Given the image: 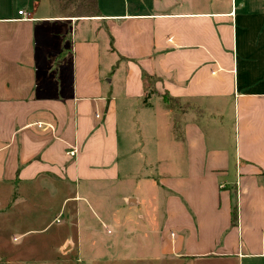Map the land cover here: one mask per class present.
I'll return each mask as SVG.
<instances>
[{"label":"crops","instance_id":"crops-1","mask_svg":"<svg viewBox=\"0 0 264 264\" xmlns=\"http://www.w3.org/2000/svg\"><path fill=\"white\" fill-rule=\"evenodd\" d=\"M18 1L0 2V177L10 205L44 190L49 260L89 262L95 221L148 226L152 191L159 264H264V0Z\"/></svg>","mask_w":264,"mask_h":264},{"label":"rangeland","instance_id":"rangeland-1","mask_svg":"<svg viewBox=\"0 0 264 264\" xmlns=\"http://www.w3.org/2000/svg\"><path fill=\"white\" fill-rule=\"evenodd\" d=\"M2 6L4 5L5 11H9L12 6L20 3L18 0H1ZM76 10L75 6L73 7ZM74 156V154L72 155ZM1 163V155H0ZM1 170V169H0ZM130 184H135V192L140 199V188L142 187V181L136 179L135 181H128ZM128 182L122 183V181L114 185V189L117 191H125L129 188ZM144 187L151 188L156 187V184L152 181L151 184L144 183ZM108 188V187H107ZM13 191L11 196L10 192ZM14 187L11 189L10 184L0 177V264H81L73 251L70 249L62 252H58L55 257V261H50L49 256L53 253V250L58 249L59 235L56 223H51L46 227V214H45V199L44 190L42 192L35 193V197L31 200L22 199L21 196L10 205V197L15 195ZM145 192V203L147 210L139 208L142 219L149 221L148 226L129 225L127 220L124 224L118 228L120 237L109 235L110 230L104 223L98 222L94 231L95 239L98 245L93 244L94 248L90 249L92 256L89 262L83 264H159V258L154 255L152 250L155 244L149 241L147 246H144L143 235L145 232L149 236H152V230L156 227L160 219L158 210L148 208L153 203V197L156 198L155 193L147 195ZM9 199V201H8ZM99 199V197H98ZM97 199V200H98ZM100 206V205H99ZM142 206V205H141ZM101 214V213H100ZM101 216V215H100ZM101 224V225H100ZM106 226V227H105ZM83 238L85 236H91V234L81 232ZM17 237L11 240V237ZM16 236V237H15ZM117 239L116 243L111 242L112 239ZM109 242L113 243L110 244ZM88 244V243H87ZM89 249L88 245L84 246ZM57 251V250H56Z\"/></svg>","mask_w":264,"mask_h":264},{"label":"trees","instance_id":"trees-1","mask_svg":"<svg viewBox=\"0 0 264 264\" xmlns=\"http://www.w3.org/2000/svg\"><path fill=\"white\" fill-rule=\"evenodd\" d=\"M67 3L73 2L75 4V9L78 13H82L84 16L86 15H98V9H97V5L95 0H64ZM151 76L149 75H143V80L145 85H147L150 80H151ZM148 92L146 93V95L143 98V101H145V99L148 97V94H150V92H154V90L149 87ZM161 99L162 102L165 103V105H167L168 107H172L173 106V98L169 97L167 94H163L161 95ZM232 208V214H231V220L230 222L232 224H236V208L235 205L233 204L231 206Z\"/></svg>","mask_w":264,"mask_h":264},{"label":"built area","instance_id":"built-area-1","mask_svg":"<svg viewBox=\"0 0 264 264\" xmlns=\"http://www.w3.org/2000/svg\"><path fill=\"white\" fill-rule=\"evenodd\" d=\"M16 14L19 15V18H18V19H28V18H29V13L26 12V11H24L23 9H18V10L16 11ZM34 125H35L37 128H41V127H43L44 124L41 123V122H35ZM47 126H48L49 128L52 129V126H51L50 124H47ZM68 153H69L70 155L75 154V149H74V148L71 149L70 151H68ZM55 221L58 222V219L55 218ZM13 239H16V238H13Z\"/></svg>","mask_w":264,"mask_h":264}]
</instances>
